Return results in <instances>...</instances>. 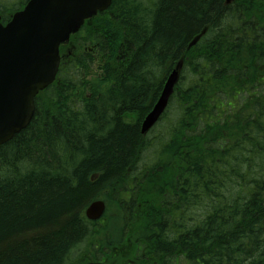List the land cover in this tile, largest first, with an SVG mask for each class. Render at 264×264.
Masks as SVG:
<instances>
[{
	"label": "trees",
	"instance_id": "obj_1",
	"mask_svg": "<svg viewBox=\"0 0 264 264\" xmlns=\"http://www.w3.org/2000/svg\"><path fill=\"white\" fill-rule=\"evenodd\" d=\"M27 1L1 2L4 19ZM67 48L0 146V264H264V0H113Z\"/></svg>",
	"mask_w": 264,
	"mask_h": 264
},
{
	"label": "water",
	"instance_id": "obj_2",
	"mask_svg": "<svg viewBox=\"0 0 264 264\" xmlns=\"http://www.w3.org/2000/svg\"><path fill=\"white\" fill-rule=\"evenodd\" d=\"M111 3L112 0H30L6 25L0 21V146L30 124L36 96L55 80L59 70L60 43ZM178 78L179 70L175 69L145 118L142 133L165 110ZM105 210V202L96 200L88 206L86 215L97 220Z\"/></svg>",
	"mask_w": 264,
	"mask_h": 264
},
{
	"label": "rangeland",
	"instance_id": "obj_3",
	"mask_svg": "<svg viewBox=\"0 0 264 264\" xmlns=\"http://www.w3.org/2000/svg\"><path fill=\"white\" fill-rule=\"evenodd\" d=\"M78 40V42L80 41V39H77ZM75 44V43H74ZM85 44H88V43H83V45L82 44H80V46H82V48H84V49H86V50H90V49H92V45H90V43L88 44V45H85ZM77 47H76V49H79L80 48V46H78V45H76ZM98 60H99V58H96L95 59V65H97V66H99V62H98ZM180 65V67H182V63L180 62L179 63ZM90 77H92V74L90 75ZM174 110V107L172 106V108H171V111H173ZM154 131V132H153ZM151 133H150V136H153L156 132H159L160 131V126H157V127H155V129L153 130ZM148 133V134H149ZM155 158H156V154L154 153V151L153 150H150V151H147V152H145V153H143L142 154V157H141V159L139 160V166H141V168H143V167H147V166H149L151 163H153V162H155ZM107 214V213H106ZM122 238H123V240H122V243L125 241L126 243L124 244V245H122V246H120L119 247V252L120 253H122L123 252V250H124V248H125V246H128V247H130V238H127V232H126V230H124V234H123V236H122ZM85 249V246L83 247L82 246V248H81V250H84ZM80 250V251H81ZM90 258L89 257H87V256H82V257H80V258H77L76 260H75V262H74V264H85V263H87L88 262V260H89ZM126 262V261H125ZM124 262V263H125Z\"/></svg>",
	"mask_w": 264,
	"mask_h": 264
}]
</instances>
